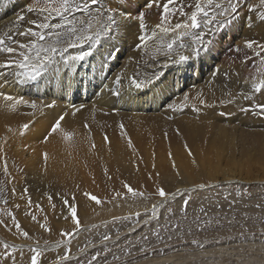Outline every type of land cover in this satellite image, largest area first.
<instances>
[{"label":"bare ground","instance_id":"6f19581e","mask_svg":"<svg viewBox=\"0 0 264 264\" xmlns=\"http://www.w3.org/2000/svg\"><path fill=\"white\" fill-rule=\"evenodd\" d=\"M31 2L8 0L5 6L0 7V35L9 31L5 25L14 21L18 13L23 14ZM117 2L133 15L143 4V0ZM159 11L149 10L146 23L154 26ZM242 25L243 21H237L234 27L224 32L222 38L217 35V44L210 53H201L199 58L194 57L185 64L164 67L163 59L150 65L145 63L148 57L143 52L137 54L135 44L138 42L139 27L135 21H129L110 36L101 37L92 46L93 55L72 70L77 83L66 95L62 94L57 83L50 82V74H44L36 81L14 83L0 89L36 104V108L21 104L13 112L8 108V102L0 97V146L4 148L0 153V170L6 158L15 178L7 187L14 186L17 191V195L9 196L6 188L4 197H9L10 204L5 206L0 203V209L10 208L13 203L21 204L16 215L22 227L35 232L38 225L25 215L27 196L20 199V194L27 187V195L34 202L33 209L36 203L42 204L55 230L54 234L44 233V238L55 241L60 239V229L70 230L73 227L71 219L62 218L69 213L59 197L60 194L68 197L73 205L78 206L82 225L91 229L81 231L72 241L71 251L75 256L79 247L88 242L98 243L104 233H111L115 240V230L119 229L120 241L126 239L129 225L120 221L111 223L112 217L144 212L159 200L155 195L147 199L131 198L123 187L125 182L146 194L154 193L157 185L166 191L180 188L181 192L186 193L185 190L190 192L199 183H264V115L240 111L249 103L264 102L260 94H256L251 102L240 98V93L246 88L242 80L252 71L251 64L255 60L239 69V75L238 71L233 75L231 66L227 67V64L235 65L241 61L240 58L235 63L229 60L230 55L235 56L229 52L234 36L238 35L241 40L255 38L259 41L264 32L255 27L250 31ZM11 34L14 36V29ZM79 51L71 49L69 54L75 55ZM110 52H116V55L109 56ZM129 57L134 59L129 61ZM136 60L140 61L139 64ZM215 68L228 71L230 75H221L210 84L208 82ZM122 71H126L129 77L139 72L142 78L154 72L160 78L148 87L131 88L130 92L129 81L123 79L122 91L131 95L128 103L107 91L103 95L96 94L102 83H108L113 88L121 87L112 81L115 74ZM222 83L227 84L228 91L235 94L236 102L230 104L226 94L222 95L219 90L213 95L212 85ZM247 90L250 92V87ZM200 92L203 96H198ZM185 93L189 95L187 107H182L180 111L167 107L169 103L181 105ZM200 99H205L207 104L201 105ZM221 99L223 103L219 102ZM51 104L55 106L45 107ZM72 105L84 107L72 116ZM65 112L69 115L61 122V129L50 133L52 125ZM25 123L30 124V129L23 128ZM85 123L88 128H85ZM8 128L17 134L8 133ZM65 131L73 133L72 140L63 139ZM5 137L8 138L6 145ZM129 139L132 147H129ZM45 153L48 157L46 161ZM105 169L108 175H105ZM4 179L0 175V181ZM0 187L5 185L0 184ZM116 191L124 193L126 198H117L113 202ZM85 192L96 195L106 203L96 205L85 197ZM48 194L57 197L53 201L56 204L54 210L47 200ZM36 214L38 219L43 215L39 211ZM0 218L7 219L2 213ZM106 221L109 223L105 226ZM92 225L99 227L92 229ZM4 239L11 241L12 235L0 227V240ZM263 245L264 239H230L211 247L180 248L147 256V259L141 254L128 257L123 254L118 262L108 264H124L125 260L127 264H254L253 261L264 264ZM55 254L49 253V256Z\"/></svg>","mask_w":264,"mask_h":264},{"label":"snow or ice","instance_id":"6c2138e0","mask_svg":"<svg viewBox=\"0 0 264 264\" xmlns=\"http://www.w3.org/2000/svg\"><path fill=\"white\" fill-rule=\"evenodd\" d=\"M7 2L8 0H0V7L5 6ZM153 9H160L154 26L146 23L147 13ZM121 10L123 15H121ZM249 13L252 15H249ZM177 17L179 19H176ZM129 21H135L139 27L138 42L135 44L137 54L143 52L148 57L145 63L150 65L163 59V66L167 67L169 64H185L194 57L199 58L201 53H210L217 44L215 37L220 35L222 38L224 32L230 27H234L237 21H243L242 26L250 31L255 27L264 32V0H143V4L137 8L135 15L119 4L117 0H32L23 14L18 13L14 21L10 22L9 25H5L9 31L0 35V89L14 83L36 81L42 75L50 74V82L57 83L62 94L66 95L77 83L75 73L72 70L93 55L92 46L97 44L101 37L110 36ZM20 24H23L24 27H18ZM213 25H215L214 28ZM13 29L14 36L11 34ZM85 46H87V49H85ZM71 49H80V51L75 55H70ZM229 52L235 54V56H229V60L233 63L236 62L237 58H240L245 65L249 61L255 60V63L251 64L252 71L242 80L246 88L240 93V98L251 102L256 98V94L264 97V36L259 41L255 38H248L242 40L240 44H230ZM241 54H243L242 57ZM111 55L110 52L109 56ZM133 59V57H129V61ZM135 62L139 64L140 61L136 60ZM221 75L227 77L230 73L220 68L213 69L212 77L208 83L211 84L215 78ZM159 78L154 72L151 75H144L143 78L139 72H135L130 77L126 71L118 72L115 74L112 83L121 87L113 88L108 83H102L98 86L96 94L103 95L107 91L124 103H128L131 100V95L122 91L123 79L129 81L130 92L131 88L142 89L148 87L154 83V80ZM248 87L251 89L250 92L247 90ZM217 90L222 95L226 94L230 104L236 102L235 94L228 91L227 84L222 83L219 86L213 84V95ZM198 96H203V93H198ZM0 97L8 102V108L13 112L21 104L36 108L35 103H30L24 100L23 97L17 98L2 91H0ZM188 102L189 95L185 93L181 105L169 103L167 107L173 111H180L182 107L188 106ZM219 102L223 103L224 101L221 99ZM199 103L206 105L207 101L200 99ZM54 106V104L45 105V107ZM72 107L74 111L70 114L75 116L84 105L79 107L72 105ZM195 110L198 111L199 109ZM240 111L264 115V102L249 103L247 107H241ZM68 115L67 112L62 113L52 125L50 133H56L61 129V122ZM120 127L123 129V124ZM23 128L25 130L30 129V124L25 123ZM85 128H88L87 123H85ZM7 132L12 135L17 134L12 128H8ZM72 138L73 133L64 132L63 139L65 141L72 140ZM104 139L106 142L108 141L107 135ZM4 142L6 145L8 142L7 137L4 138ZM128 143L129 147H132L130 139ZM3 150V146H0V153H3ZM43 155L46 161L48 159L47 153ZM189 155H191L190 151ZM173 167H175L174 163ZM0 175L5 178L0 181V184L5 185V187H0V203L8 206L10 199L4 197L6 188L9 196L17 195V191L14 186L7 187L13 183L15 178L10 171L6 158L3 160ZM105 175H108L107 169H105ZM177 175H179L178 172ZM109 179H111L110 176ZM156 179H159V173L156 174ZM215 186L219 187V185ZM123 187L131 198L147 199L152 195L159 197V200L152 204L151 208H146L144 212L137 211L123 217H112L111 223L120 221L127 222L129 225L124 238L130 237L138 232L140 228H149L152 237L157 241L164 240L162 233L167 235L169 241L173 239V234L181 240L184 239L185 231L180 222L173 223L166 220L163 225L159 222V210L175 202L177 197L185 195L180 188L166 191L164 187L157 185L154 193L146 194L143 191L134 189L127 182L123 184ZM211 187L213 185L208 183H199L193 186L192 192H199ZM28 192L29 189L25 187L20 194V199L27 196L25 215L38 225V229L34 232L31 229L22 227L21 221L16 215V212L21 208V204L13 203L10 208L0 209V213L7 217V219L0 218V227H3L7 233L12 235L11 241L8 239L0 240V264H74V262L75 264H101V262L108 264L107 254L101 256V251L110 253L111 247H114L121 240L119 229H117L115 240H113L111 233H104L98 243H85L77 249V254L73 256L71 251L72 241L81 231H91V229L82 225V221L78 216V206L73 205L68 197L60 194L59 198L62 199V204L69 213V215H64L62 218L65 220L71 219L73 227L70 230L60 229V239L50 241L44 238V233L54 234L55 230L49 222L42 204L36 203L35 209H33L34 202L31 196L27 195ZM84 195L89 201L95 202L96 205L106 203V201L89 192H85ZM229 195H232V193H229ZM248 195L250 194L246 192L238 193L239 197ZM54 198H57L54 194L47 195V200L53 210L56 208V204L53 202ZM117 198L123 200L126 197L124 193L116 191L112 201L115 202ZM225 199L228 198L225 197ZM190 200V195L187 199H183L180 208L182 219H187V208L190 205ZM236 202V200L229 202L230 210ZM256 207L262 208L264 205L257 204ZM37 211L43 214L39 219L36 214ZM167 211L169 216L175 215L172 208L167 207ZM199 211L204 217H207V211L203 207ZM142 216L143 219H141ZM225 219L231 224L234 218L228 219L225 216ZM154 222L156 227L152 228ZM195 222L197 223V231H202L210 226L213 221L211 219L202 221L198 216ZM104 223L106 226L109 222ZM216 223H219V221L217 220ZM91 227L95 229L99 225H92ZM191 234L192 230L189 228L187 235ZM139 243V252L147 259L149 236L147 234L141 236ZM191 244L200 248L204 247L203 243L196 239L191 240ZM135 247L133 244L126 246L123 249L124 255L126 257L133 256ZM90 249L96 251L90 255L89 259L85 260L84 258L90 254ZM49 253L56 254L50 257ZM112 259L120 260V256L113 255ZM124 264H127V260Z\"/></svg>","mask_w":264,"mask_h":264},{"label":"rangeland","instance_id":"374dc122","mask_svg":"<svg viewBox=\"0 0 264 264\" xmlns=\"http://www.w3.org/2000/svg\"><path fill=\"white\" fill-rule=\"evenodd\" d=\"M241 41L242 40L240 39V37L236 35L234 36L232 43L240 44ZM219 61H221V59ZM240 62L241 61H239L235 65L227 64V67L231 66L230 70L234 72L233 75L236 74V71H238L239 69H243L247 67V65ZM237 66H239L238 69H236ZM240 192H246L250 195L239 197L238 193ZM229 193H232V195H229ZM189 195L191 196V200H190V205L187 208V212H188L187 219H182L180 217V208L182 206L183 199H187ZM225 197H227L228 199H225ZM232 200H236L237 202L235 206L232 208V210H230L229 202ZM257 204L264 205V183L220 184L219 187L213 185V187L211 188H207L195 193H193L192 191L186 192L183 197L177 198L175 202L167 206L172 208L173 212L175 213L174 216L168 215V211L166 207L163 210L161 209L160 217H159V222L161 225L165 224L166 220L172 221L173 223L180 222L181 227L185 231L183 240H181L177 235L173 234V239L169 241L167 240V235L162 233V235H164V240L157 241L154 237H152L149 228H141L138 232L134 233L132 236L127 237L123 241H118L114 247L110 246L111 247L110 253H107L106 251H101V256L107 254L108 262H112V261L118 262L119 260H113L112 256L114 254L119 255L120 258L121 256H124L123 248H125L129 244L135 245L136 247L133 249V252L135 255L136 254L140 255L139 241L141 236H143L144 234H147L150 239V243L147 245L150 253H147L146 254L147 256H151L158 253L161 254L167 251L171 252V250L186 248V247L192 249L200 248L191 244V240L193 239L203 242L204 243L203 245L207 247H209V245L210 247L214 245H218L219 242H222L224 240L225 242L230 241V239L231 241H235V240L245 241L246 239L262 240L264 239V207L257 208L256 207ZM201 207H203L207 211V217H204L203 214L200 213L199 209ZM198 216L201 218L202 221L205 219H211L213 222L210 226L204 228V230L197 231V223L195 221H196V217ZM225 216H227L228 219L234 218L233 222L229 224L228 220L225 219ZM217 220L219 221V223H216ZM151 227L152 228L156 227L155 222ZM189 228L192 230L191 235H187V230ZM115 231H117V229ZM230 234L231 236L232 235L233 236L231 237ZM234 235L237 238H235ZM209 240L210 241L212 240L213 244L212 242L210 243ZM215 242L218 243L216 244ZM262 249L264 254V245ZM95 251H96L95 249L94 251L93 250L90 251L89 256L85 257L84 259L85 260L89 259L90 255L94 254ZM102 263L103 262H101V264ZM252 263L260 264L257 261L256 262L253 261Z\"/></svg>","mask_w":264,"mask_h":264}]
</instances>
